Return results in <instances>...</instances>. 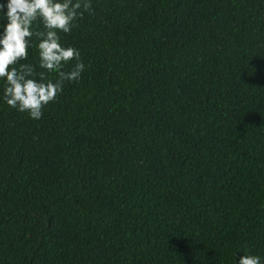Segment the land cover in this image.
Listing matches in <instances>:
<instances>
[{
	"label": "trees",
	"instance_id": "obj_1",
	"mask_svg": "<svg viewBox=\"0 0 264 264\" xmlns=\"http://www.w3.org/2000/svg\"><path fill=\"white\" fill-rule=\"evenodd\" d=\"M92 5L40 119L0 80V264H264V0Z\"/></svg>",
	"mask_w": 264,
	"mask_h": 264
},
{
	"label": "clouds",
	"instance_id": "obj_2",
	"mask_svg": "<svg viewBox=\"0 0 264 264\" xmlns=\"http://www.w3.org/2000/svg\"><path fill=\"white\" fill-rule=\"evenodd\" d=\"M92 11V0H7L6 5L0 4L7 21L0 25V80L8 106L40 119L44 107L63 91L65 81L82 78L86 66L79 49L62 45L59 33H70L75 22ZM33 38L38 41V65L25 63ZM72 61L70 70H65ZM53 73L55 80L50 78ZM238 264H261V257L244 254Z\"/></svg>",
	"mask_w": 264,
	"mask_h": 264
}]
</instances>
